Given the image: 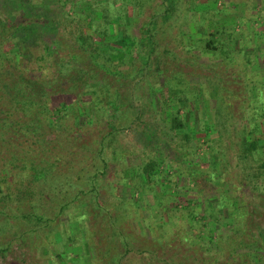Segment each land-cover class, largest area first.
Instances as JSON below:
<instances>
[{"label":"rangeland","instance_id":"1","mask_svg":"<svg viewBox=\"0 0 264 264\" xmlns=\"http://www.w3.org/2000/svg\"><path fill=\"white\" fill-rule=\"evenodd\" d=\"M65 2L63 6L61 0H0V22L32 18L31 25H20L16 29V36L22 42L38 43L35 56L49 52L46 64L52 66L50 75L42 74L41 77L46 81L58 79L56 82L62 86V91L51 95L53 102L50 104L80 101L70 103L66 110L74 116H71V124L75 130L79 129L76 141L70 143L72 155L62 169L69 167L72 170L66 171L71 175L66 178L68 184H72L69 185V196L77 194L79 186L89 181L88 170L100 168L86 164L98 165L99 140L106 135L102 153L108 164L98 186V197L105 210L98 212L93 206L95 200L87 195V202H79L86 210L85 215L82 216L83 208L70 210L69 227L73 235L79 236L75 239L78 246L67 245L55 226L51 237L55 239L54 244H46V240L33 234L24 245L16 242L7 254L0 252V264H113L95 260V248L88 241L92 234L93 242L102 248L106 240L99 243V236L112 233L109 229L113 227L131 241L132 248L125 255L117 237L107 241L124 255V264H165L167 260L168 264H179L183 254L195 250L193 240L207 243L210 250H219L218 253L223 250V254L197 252L202 261L206 259L199 264H212L216 259L220 264H236L230 255L241 241L237 252L246 254L245 263H249L250 258L256 264H264V250L256 248L257 244L264 245V238L260 236L261 233L264 237V148L257 157H252L240 146V141H246L244 134L242 137L246 123L243 119L248 120L250 111H239L238 100L233 97H236L233 94L236 90L226 93L232 98L235 115L239 112L241 119L231 116L229 123L225 122L218 83L220 86L223 81L233 84L234 79L227 77L233 64L220 66L214 53L206 51L204 46L211 39L217 49L223 47L222 50L252 55L255 64L250 65V70L260 72L264 82V0H173L171 5L177 7V11L166 20L155 14L166 3L169 5L167 0ZM109 2L111 6H108H117L118 11L124 7L125 11L120 14L124 13L128 18V33L142 41L132 63H122L120 59L106 61L97 55L98 47L105 48L113 37L106 40L105 33L96 30L101 18L94 21L95 15H85L92 13V9L104 10ZM183 13H186L185 17ZM153 15L157 21L153 27L156 46L150 54L151 45L145 39L150 33L144 23ZM82 34L86 35L87 41L81 47L77 36ZM242 41L246 44L244 47ZM241 56L235 58L242 61ZM216 65L219 66L217 76L210 72ZM32 66L36 68V65ZM84 71L98 72V77L86 83L81 78ZM107 71L110 74H105ZM208 79L214 81V85ZM262 82L260 92H264ZM38 86L35 91L40 93ZM169 88L180 89L188 99L177 100L169 95ZM248 90L252 96L259 93L255 85ZM240 94L247 96L242 91ZM248 136L258 137L264 147V135ZM149 160L158 163L155 168L161 175L155 186L142 185V189L136 191L133 185L140 181L130 178L132 173L127 180L125 169ZM83 169V176L78 178ZM128 182L130 185H125ZM42 195L40 190L38 196ZM157 200H161L158 205ZM44 201L50 208L51 201ZM174 201L178 204L177 209L172 207ZM189 204L195 209L198 222L187 218ZM8 208L16 212L31 211V208H20L17 203L10 207L0 204V210ZM115 214L117 221L113 219ZM63 221L64 224L68 221L67 216H63ZM112 222L114 226L110 225ZM161 223L163 227H160ZM211 230L214 238L223 237L221 247L209 244ZM161 232L166 240L176 244L180 241L185 247L179 245L178 252L162 243L156 250L157 258L144 252L142 245L158 238ZM184 233L187 241L183 242ZM14 235L16 233L12 231L9 236L13 238ZM249 250L255 256L248 254ZM188 254L193 256V253Z\"/></svg>","mask_w":264,"mask_h":264},{"label":"trees","instance_id":"2","mask_svg":"<svg viewBox=\"0 0 264 264\" xmlns=\"http://www.w3.org/2000/svg\"><path fill=\"white\" fill-rule=\"evenodd\" d=\"M167 1H169V5L166 3V5L162 6L160 12L155 14V16H162L165 18L164 20H166L169 16H172L171 14H174V12L177 11V7L175 8L171 5L173 0ZM65 3V0H61V4L63 6ZM108 5H110V2L106 3L104 10L99 8V12L91 8L93 14L89 13L85 15V17L95 15L93 16L94 21L101 18L97 24L98 26L95 27L96 30L101 34L104 32L105 34L103 35H105L106 40L109 37H113L112 40L107 41V46L103 49H100L98 45L95 44L96 46L94 47H98L99 49L97 51V55H101L103 58H106V61H113L117 59H120L122 63L134 61L142 47V41L128 33V18L124 13L120 14L125 11V9H123L124 7L122 10L118 11L117 6L112 8L110 7L111 5ZM94 12L96 14H94ZM183 15L185 17L186 13H183ZM155 16L153 15L148 22L144 23V25L148 27L147 29L150 33L149 36L145 38L151 45L150 54L155 51L156 46L153 34V27L157 23ZM82 19H84V17H82ZM31 22L32 18H23L20 21L13 22L7 20L6 22H0V204L4 203L10 207V204L17 203L20 208H31V211L29 212H23V210L16 212L15 210H10V208H8L9 210H0V252H2L3 255L7 254L12 245L16 242L24 245L29 236L33 234L39 239L46 240V244H54L55 239H52L51 237H53L52 229L55 226L57 231L63 234L64 242L69 246L76 247V245L78 246L79 244L76 243L77 241L75 239H79V236H75L71 233L69 218L72 217V211L70 210L83 208L82 216L85 215L86 210L83 205L81 206L80 204L81 202H87V195H91L92 199L95 200L93 201V206L98 209V212L105 210L103 203L100 202L98 197L100 191L98 190V186L101 181L100 177L104 174L108 164L102 153V150L105 147L104 142L106 135L101 137L99 140L100 149L98 153V161L96 162L98 165H95L92 162L90 164L85 163L86 165L94 167L99 166L100 168H93L92 171L88 170L87 179L89 181L84 182V184L82 183V185L79 186V192L77 194L69 196L71 192L69 190V185L72 184H68V180L66 178L71 176L69 173L71 169L69 167L63 171L62 169L65 167L66 160L68 161L69 156L72 155L70 153L73 151V145L70 146V143L76 141V135L78 134L76 131L79 129L75 130L71 124L72 117L74 116L66 110H68V105L70 103H80V101L76 100L75 102L50 104V102H53L51 100V95L62 91V86L59 82H56L58 79L49 78L51 80L48 79V81H46L44 77H41L42 74L47 77L50 75L49 70L52 66L49 63L46 64L50 54L48 51H43V53H39L35 56L34 49L38 43L32 45L30 43H26L25 40L22 42L16 36V29L20 27V25H27ZM88 37L90 38L92 36ZM85 38L86 35L84 34L77 36V41L81 47L84 46V42L87 41ZM211 43H213V40L210 39L204 46L207 48L206 51L214 53V56L217 58L216 62L220 66L233 64L230 69L231 73L227 76L228 78L234 79L233 84L223 81L222 86H220L218 83L221 89L220 109L225 113L223 118L226 123H229V117L231 116L232 118L238 117L239 120L241 119L242 115H240L239 112L237 113L239 116L235 115V106L232 101H230L232 98L230 94L226 93L227 91L230 93V90H236L237 92L233 93L236 97H233L235 100H238L239 111L241 110L244 113L250 111L248 120L243 119L246 123L245 128L242 130V137L244 134L246 141H240L239 143L240 146L247 149L246 155L250 153V156L255 157L264 147L258 137L251 138L248 135H264V92L259 91V84L263 81L259 75L262 74L260 72L250 70V65L255 64L252 55L237 54L238 52H231L228 49L222 50L223 47L221 49H217V47ZM241 43L243 47L246 45L244 41ZM216 50L222 51L217 53L215 52ZM37 52L38 51H36V53ZM239 56H241L240 58L242 61L235 58ZM148 64L149 58L147 59V66ZM32 65H36V68ZM158 67L159 66H157V68ZM101 68L104 69L103 67ZM216 68L213 67V70L210 72L216 74L217 76L219 74V66L216 65ZM38 72H40V75H37ZM108 73L110 74L108 71L105 72V74ZM97 77L98 72L89 73L84 71V75L81 78L86 80L87 83L89 79H95ZM208 80L211 84L213 83L212 85H214V81L210 79ZM214 80H216V77ZM40 83H42V85ZM241 84L244 85L243 88H241ZM36 85H40L37 87L41 88L40 93L35 91ZM252 85H255V88L257 87L259 91L258 95L256 94L252 96L250 94V90L248 89ZM231 86H236V88L233 89ZM241 91L243 94L247 93V96H239L242 95L240 94ZM168 92L169 95L172 97L175 96L179 101L188 99V97L184 94L185 92L180 89L169 88ZM260 118L263 120L260 121ZM193 150L195 151L194 148H192V151ZM113 151L115 153L117 150L114 148ZM93 159L95 161L96 158ZM157 164L158 163H156L155 160H149L140 166H127V169H125L126 177H128L127 180H129V176L132 173L133 176L131 175L132 177L130 178H135L140 181V183L136 182V184L133 185L134 190H141L142 185L145 187L155 186L157 179L161 175L160 172L156 171L155 167ZM83 172L84 169L80 172V176H78V178L83 176ZM165 174L167 175V172H165ZM125 185H130V182L125 183ZM40 190L43 192L42 196H38ZM156 194L157 193L154 195ZM44 200L51 201L50 208H48V203ZM157 201H159L157 202V205L161 203V200ZM174 203L175 206L172 205V207L177 209L178 204L176 201H174ZM189 205L190 207L186 212L187 218H190V220H193L194 222H198L196 221L197 214L195 209L191 207V204ZM220 212H222V209ZM63 216H67L68 218V221L65 224ZM113 219L117 221L116 214L113 215ZM113 222L110 224L111 226H114L116 223ZM62 224L65 226L63 231L61 229ZM159 225L160 227H163L162 223ZM109 230L112 231V233L102 235V238L99 236V243L106 240L102 248L93 242L92 234L88 238L89 243L94 246L95 253L97 254L95 260H105L106 262L113 264H124L122 258L126 253L130 252L132 248L131 241L123 238L121 231L120 233L116 231L117 228L113 227ZM12 231L16 233L13 238L9 236ZM87 231L89 232V230ZM260 236L262 239L264 238L261 233ZM112 237H117V239H119L120 248L123 249L124 255L121 254L119 249L112 248L110 242H107L112 241ZM164 237L165 234L161 232L158 238L154 239L150 243L143 244L142 247L145 249L144 252L154 258H157V255H155L156 250L162 243L170 245L178 252L180 250L178 249L179 245L185 247V244L180 241L176 244L172 240H166ZM208 237L209 244L215 243L217 248L221 247L224 243L222 236L214 238V231L212 230L208 234ZM184 241H187L185 233L183 237V242ZM198 241H192L193 245L196 246V248L195 246L193 247L195 250L187 252V248L183 251L184 253L187 252V254H183V260H180L179 264H199L205 262L206 259H203L202 261L199 253L197 252L223 254V250L221 253H218V249V251H213V249L210 250L206 245L207 243L202 242V244L201 241ZM240 243L243 242L241 241ZM240 243L236 244L233 252H231L230 258L232 262L236 261V264H238L237 261H240L242 264H246V254L244 252H237V250L241 248ZM256 248L264 250V245L258 246L257 244ZM114 249L116 250L113 251ZM188 253H193V256ZM247 253L253 254L250 250ZM83 256L84 255H79V257ZM253 256L255 255L253 254ZM59 257H61V255H59ZM198 257L200 258L198 259ZM262 257H264V255ZM239 258L241 260H237ZM249 260L250 262H247V264H256L250 258ZM91 263H93V259H91ZM215 263L220 264L221 262L216 259L212 262V264ZM165 264H168V260Z\"/></svg>","mask_w":264,"mask_h":264}]
</instances>
